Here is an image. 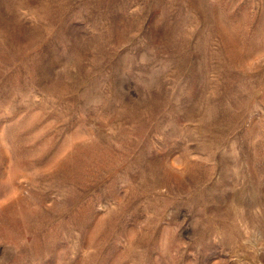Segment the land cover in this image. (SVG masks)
Wrapping results in <instances>:
<instances>
[{
  "label": "rangeland",
  "instance_id": "obj_1",
  "mask_svg": "<svg viewBox=\"0 0 264 264\" xmlns=\"http://www.w3.org/2000/svg\"><path fill=\"white\" fill-rule=\"evenodd\" d=\"M0 264H264V0H0Z\"/></svg>",
  "mask_w": 264,
  "mask_h": 264
}]
</instances>
